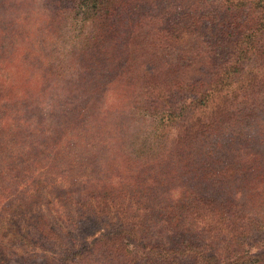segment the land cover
<instances>
[{"label":"trees","instance_id":"trees-1","mask_svg":"<svg viewBox=\"0 0 264 264\" xmlns=\"http://www.w3.org/2000/svg\"><path fill=\"white\" fill-rule=\"evenodd\" d=\"M43 1L55 57H0V264H264V0ZM137 81L119 177L96 108Z\"/></svg>","mask_w":264,"mask_h":264},{"label":"rangeland","instance_id":"rangeland-1","mask_svg":"<svg viewBox=\"0 0 264 264\" xmlns=\"http://www.w3.org/2000/svg\"><path fill=\"white\" fill-rule=\"evenodd\" d=\"M0 4L2 5L0 10V57L9 55L11 52H14L17 44L18 46L23 47L22 53L26 54L28 52V54H33V52H35L40 56V59H44L48 55L53 54L51 53V46L54 44H59L61 40L59 39V36L61 35L55 36L58 37V39L53 42L54 27L50 26L49 24L50 10L46 6L47 4H44L43 0H0ZM3 5L7 8L2 10ZM151 28L152 26L150 25L149 30L145 33L146 38L152 36L150 33ZM63 50L64 48L62 49V51ZM55 55L53 54L51 57L54 58ZM39 64L42 65V63ZM36 72L40 74L39 71ZM20 73L21 71L16 72L14 71V69L2 71L3 75L9 76L10 81L17 83H19L21 80L20 78H18ZM55 81L56 80L52 79L49 83H47L51 84L50 89H55V86H53V83H55ZM32 82L37 83V80ZM137 84L138 85L136 90L131 91L129 94L127 92V87L125 86V82H121L118 88L108 86V95L105 97V99L104 96H102V98L104 99L103 105L101 104L96 108V111L99 112V120L101 121V125L107 130V133L104 134V137H106L111 142V148L103 152L106 159V166L113 171L112 173L118 174L119 177H127L123 169L126 166L127 161L126 156L122 154L120 150H118L119 146L115 150V145H118V142L117 138L114 137L115 134L111 124L115 122L116 119L118 120L119 110L120 112L122 110L127 111L126 109L128 108L129 98L131 94H133V99L138 95L137 93L139 90V82ZM70 85V83H65V85L63 86L69 87ZM114 90L116 91L114 92ZM60 92L61 91L59 89L55 90V94H59ZM43 99H45V97H43ZM36 100L38 102H35H37V104L39 105L33 106L30 111L26 110V112L22 114L25 116L26 120L31 122L30 128H32V136L30 137V140H35V132L33 131L35 130V126H37V123L41 122L36 119V117L39 115V108L40 105H42V102H45V111L48 112L50 110V107H47L50 103L48 99L40 101L36 98ZM86 100L89 102V98H87ZM22 115L20 118H23ZM56 120L61 121L62 119L56 118ZM52 124H56V122L54 120H49L47 121V123H43V126L48 130V132H50L52 131V126H54ZM108 136L111 139H109ZM36 138H38V140L45 139V137H39V134H37ZM158 190L163 191L162 189ZM154 192H156L155 189L149 190L146 194V197L151 196ZM168 192H171L172 194L174 192V189H169ZM5 252L8 251L5 250ZM13 252L14 253H8V257L10 255L12 261L19 260V256L22 254V251L16 249Z\"/></svg>","mask_w":264,"mask_h":264}]
</instances>
